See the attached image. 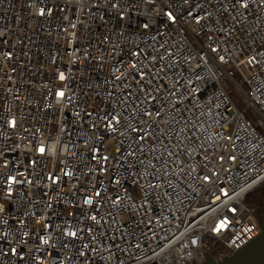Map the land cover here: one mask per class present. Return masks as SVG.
<instances>
[{"label": "built area", "instance_id": "obj_1", "mask_svg": "<svg viewBox=\"0 0 264 264\" xmlns=\"http://www.w3.org/2000/svg\"><path fill=\"white\" fill-rule=\"evenodd\" d=\"M263 185L264 0H0V264L218 262Z\"/></svg>", "mask_w": 264, "mask_h": 264}, {"label": "water", "instance_id": "obj_2", "mask_svg": "<svg viewBox=\"0 0 264 264\" xmlns=\"http://www.w3.org/2000/svg\"><path fill=\"white\" fill-rule=\"evenodd\" d=\"M262 222V233L234 255L218 262L208 256L204 264H264V213L259 216Z\"/></svg>", "mask_w": 264, "mask_h": 264}, {"label": "rangeland", "instance_id": "obj_3", "mask_svg": "<svg viewBox=\"0 0 264 264\" xmlns=\"http://www.w3.org/2000/svg\"><path fill=\"white\" fill-rule=\"evenodd\" d=\"M242 87H243L244 91L246 93H248L247 88L245 86H242ZM231 97L236 102V106L239 110L246 111V115L249 119H251L252 121H257L258 116H257L256 112L253 110L252 105L250 104V102L247 100L246 97L242 96L237 91H233L231 93ZM263 187H264V185L262 187H260L258 190H256V192L259 191L260 189H262ZM254 195H255V193L251 194V196H254Z\"/></svg>", "mask_w": 264, "mask_h": 264}, {"label": "trees", "instance_id": "obj_4", "mask_svg": "<svg viewBox=\"0 0 264 264\" xmlns=\"http://www.w3.org/2000/svg\"><path fill=\"white\" fill-rule=\"evenodd\" d=\"M254 193V196H251V194L248 196L246 202L249 206L254 207L257 215L260 216L264 213V187Z\"/></svg>", "mask_w": 264, "mask_h": 264}, {"label": "snow or ice", "instance_id": "obj_5", "mask_svg": "<svg viewBox=\"0 0 264 264\" xmlns=\"http://www.w3.org/2000/svg\"><path fill=\"white\" fill-rule=\"evenodd\" d=\"M41 151H43V149H41Z\"/></svg>", "mask_w": 264, "mask_h": 264}]
</instances>
